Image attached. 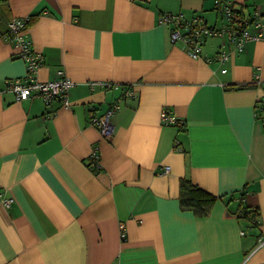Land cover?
Wrapping results in <instances>:
<instances>
[{"label":"crops","instance_id":"0c3cea01","mask_svg":"<svg viewBox=\"0 0 264 264\" xmlns=\"http://www.w3.org/2000/svg\"><path fill=\"white\" fill-rule=\"evenodd\" d=\"M222 1L264 17V0H0V264H264V40L219 63L206 37V62L158 22L222 27ZM22 17L36 80L62 71L67 106L5 90L26 73L5 37ZM118 100L104 138L90 119ZM163 110L183 126L162 124ZM184 178L217 198L207 216L180 208Z\"/></svg>","mask_w":264,"mask_h":264},{"label":"built area","instance_id":"2783aa9c","mask_svg":"<svg viewBox=\"0 0 264 264\" xmlns=\"http://www.w3.org/2000/svg\"><path fill=\"white\" fill-rule=\"evenodd\" d=\"M219 9L224 20L222 27L207 26L199 16L186 18L182 14L171 13L159 16L158 22L169 27V38L172 43H183L185 50L192 57H202L206 62H209L210 57L203 56L201 52V46L206 37L219 38L220 44L216 58L219 63L226 62L234 53L242 52L248 42L264 40V17L262 15L255 12L249 13V15L237 14L233 10L231 3L225 1L220 3ZM29 22V17H22L12 18L7 24V39L18 49L17 55L24 61L26 73L23 78L7 81L5 90L12 92L16 101L38 96L45 105L50 104L55 99H61L62 105L67 106L66 95L72 86V82L62 71L58 73L57 79L51 81L39 82L34 76L41 64V59L31 46V40L27 33ZM221 72H226V69H222ZM255 77H257L256 74ZM98 84L102 87H110L108 82H98ZM122 98L135 99L136 94L129 88L123 93ZM119 106L120 102L118 100L110 104L101 115H93L91 117V125L97 128L102 137L110 138L113 135L114 125L111 118ZM254 116L264 124V95L255 101ZM161 123L177 127L183 126V122L166 110L161 112ZM91 157L92 166L94 168L99 167V158L95 151L91 154ZM168 173L169 168L165 167L162 174ZM10 202L11 199H0V203L5 206H8ZM260 245L264 246V238L260 239Z\"/></svg>","mask_w":264,"mask_h":264},{"label":"trees","instance_id":"16d2710c","mask_svg":"<svg viewBox=\"0 0 264 264\" xmlns=\"http://www.w3.org/2000/svg\"><path fill=\"white\" fill-rule=\"evenodd\" d=\"M237 14L242 15L241 10L233 9ZM31 21V20H30ZM8 31L5 37L7 38ZM255 107V105H254ZM216 197L205 192L198 186L192 184L188 179H182L179 186V205L182 210L191 211L197 217H205L209 214ZM259 213L251 208L244 210L242 218L253 221Z\"/></svg>","mask_w":264,"mask_h":264}]
</instances>
